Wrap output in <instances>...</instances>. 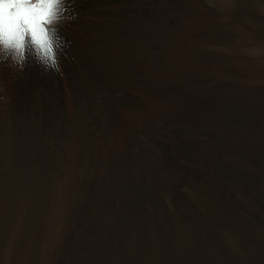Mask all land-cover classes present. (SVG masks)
Segmentation results:
<instances>
[{"label": "bare ground", "instance_id": "1", "mask_svg": "<svg viewBox=\"0 0 264 264\" xmlns=\"http://www.w3.org/2000/svg\"><path fill=\"white\" fill-rule=\"evenodd\" d=\"M31 2L35 35L0 24V264H264V0H69L56 70Z\"/></svg>", "mask_w": 264, "mask_h": 264}, {"label": "clouds", "instance_id": "2", "mask_svg": "<svg viewBox=\"0 0 264 264\" xmlns=\"http://www.w3.org/2000/svg\"><path fill=\"white\" fill-rule=\"evenodd\" d=\"M57 2L61 7L57 10L56 14L49 21V23L52 25L50 31L53 37V41L55 45L57 43L59 44V48H55L54 53H59V50H62V47L60 46V40L62 38L58 35L59 26L63 25L66 22L73 21L76 18L74 15L71 14V4L69 3V0H57ZM18 7L19 5L15 4L13 0H0V15L7 18L9 15L14 14ZM29 44L33 47L31 43ZM2 49L3 45H0V53H3ZM55 64L56 66L53 67V70L58 69V59L55 60Z\"/></svg>", "mask_w": 264, "mask_h": 264}, {"label": "snow or ice", "instance_id": "3", "mask_svg": "<svg viewBox=\"0 0 264 264\" xmlns=\"http://www.w3.org/2000/svg\"><path fill=\"white\" fill-rule=\"evenodd\" d=\"M13 2L19 7L16 9L15 13L12 15H9L7 18L3 17L0 15V24H3L7 26L10 23L16 24L19 26V24L22 22L23 24L29 26L32 30V34H36V27L39 21V16L38 13L41 11V6L40 4L37 5H31V6H26L24 3V0H13ZM44 0H41V4H43ZM58 3V2H57ZM48 7L51 8L52 4L49 3ZM56 48H59V44H56ZM50 56L51 58V66L55 67V60L56 57L58 56V53H52L50 50ZM44 63H49V60H44Z\"/></svg>", "mask_w": 264, "mask_h": 264}, {"label": "rangeland", "instance_id": "4", "mask_svg": "<svg viewBox=\"0 0 264 264\" xmlns=\"http://www.w3.org/2000/svg\"><path fill=\"white\" fill-rule=\"evenodd\" d=\"M27 1V2H26ZM24 3H25V5L26 6H29L32 2H31V0H24ZM34 3V2H33ZM37 3V2H36ZM36 3H34V4H36Z\"/></svg>", "mask_w": 264, "mask_h": 264}]
</instances>
